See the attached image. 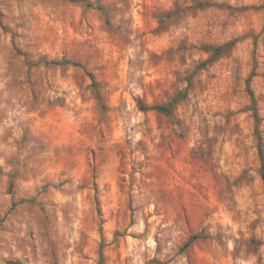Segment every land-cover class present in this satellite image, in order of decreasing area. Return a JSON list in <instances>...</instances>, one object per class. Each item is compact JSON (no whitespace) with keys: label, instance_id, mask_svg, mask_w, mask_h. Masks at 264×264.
Here are the masks:
<instances>
[{"label":"rangeland","instance_id":"1","mask_svg":"<svg viewBox=\"0 0 264 264\" xmlns=\"http://www.w3.org/2000/svg\"><path fill=\"white\" fill-rule=\"evenodd\" d=\"M248 79L264 0H0V264H264Z\"/></svg>","mask_w":264,"mask_h":264},{"label":"trees","instance_id":"2","mask_svg":"<svg viewBox=\"0 0 264 264\" xmlns=\"http://www.w3.org/2000/svg\"><path fill=\"white\" fill-rule=\"evenodd\" d=\"M198 4L200 5V4H202V2H199ZM98 9L101 10V12H105L106 11V9L103 6H101V5L98 6ZM233 42L234 41L229 42L228 45L233 44ZM226 46H217L214 49H215L216 52H219L222 49H224ZM44 63L46 65H48V64H54V65L55 64H57V65H68V64L79 65V63L77 61H73L71 59H65V58H63L61 60H56V59H51V60H48V61L44 60ZM247 82H248L247 83L248 91H249V94L251 96V109H252V111L254 113V117H255V130H256L257 141H258L257 149H258V154H259V157H260V160H261V176H262V179H263V182H264V148L262 146L261 138H260V135H259V132H258V128H257L258 122H259V118H258V115H257V112H256L255 98H254L252 90L249 87V79L247 80ZM93 84H95V81H93ZM181 96H184V93H181V94L178 95V97H181ZM175 100H176V98L173 101L165 103V104H154V105H146V104L140 103L139 107L142 110H157L159 112L169 114V113H171L172 105H173ZM203 237H204V235L202 233H193L189 237V239L184 243L183 246L187 247L195 239L203 238ZM98 264H104L102 254L99 257Z\"/></svg>","mask_w":264,"mask_h":264}]
</instances>
